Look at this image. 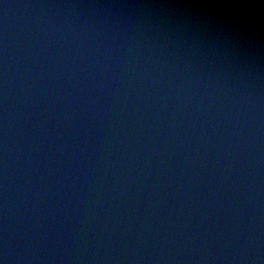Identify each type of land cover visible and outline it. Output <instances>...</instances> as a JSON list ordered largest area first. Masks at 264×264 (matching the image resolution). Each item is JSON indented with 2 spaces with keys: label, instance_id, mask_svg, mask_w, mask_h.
Returning <instances> with one entry per match:
<instances>
[{
  "label": "water",
  "instance_id": "water-1",
  "mask_svg": "<svg viewBox=\"0 0 264 264\" xmlns=\"http://www.w3.org/2000/svg\"><path fill=\"white\" fill-rule=\"evenodd\" d=\"M239 3L0 0V264H264Z\"/></svg>",
  "mask_w": 264,
  "mask_h": 264
},
{
  "label": "clouds",
  "instance_id": "clouds-1",
  "mask_svg": "<svg viewBox=\"0 0 264 264\" xmlns=\"http://www.w3.org/2000/svg\"><path fill=\"white\" fill-rule=\"evenodd\" d=\"M237 7L246 9V10H253L256 13L264 12V0H260L259 4L251 2V0H240V3Z\"/></svg>",
  "mask_w": 264,
  "mask_h": 264
}]
</instances>
